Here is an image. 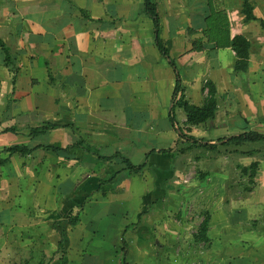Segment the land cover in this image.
I'll use <instances>...</instances> for the list:
<instances>
[{"label":"crops","instance_id":"0c3cea01","mask_svg":"<svg viewBox=\"0 0 264 264\" xmlns=\"http://www.w3.org/2000/svg\"><path fill=\"white\" fill-rule=\"evenodd\" d=\"M146 1L0 0V158L7 160L0 168V264H85L86 231L114 216L113 205L141 213L123 196L138 182L146 188L145 173L134 182L127 172L117 175L120 158H103L120 155L169 174L178 153L164 152L185 142L178 129L187 120L177 81L199 107L212 82L219 123L233 115L235 95L264 89V0H247L257 18L250 22L245 0H150L158 24ZM237 35L251 43L245 72L234 68ZM48 124L56 127L31 134ZM13 146L33 151L10 155ZM80 210L79 224L70 226ZM122 231L110 240L111 257L129 254L117 248L128 234Z\"/></svg>","mask_w":264,"mask_h":264},{"label":"rangeland","instance_id":"374dc122","mask_svg":"<svg viewBox=\"0 0 264 264\" xmlns=\"http://www.w3.org/2000/svg\"><path fill=\"white\" fill-rule=\"evenodd\" d=\"M235 96L233 115L225 111L220 123L216 118L202 124L192 136L217 144L244 132L264 134V89ZM236 123L247 126L240 131L227 127ZM225 149L210 151L183 141L174 147L178 154L169 174L157 173L158 167L146 169V188L138 182L136 190L123 196L131 200L130 209L139 205L141 213L126 214L124 205H113L114 216L86 231L85 264H264V145L247 146L260 150L254 156L227 154ZM141 176H133L134 182ZM134 227L139 229L134 237L138 244L132 245ZM121 229L123 236L128 234L117 248L129 254L111 257V244Z\"/></svg>","mask_w":264,"mask_h":264},{"label":"trees","instance_id":"16d2710c","mask_svg":"<svg viewBox=\"0 0 264 264\" xmlns=\"http://www.w3.org/2000/svg\"><path fill=\"white\" fill-rule=\"evenodd\" d=\"M146 11L147 13L155 19V22L158 24V16L156 12L155 5L150 1H146ZM243 13L245 14V21H256L257 18L254 14V7L251 5L247 0L244 1L243 5ZM263 28H264V20H260ZM2 47L6 53V64L11 63L12 58L9 54V50L7 47L2 44ZM231 48L235 51L238 59L235 62L234 68L237 72H245L248 69V63L250 60V48L251 43L250 41L242 36L237 35L230 41ZM167 52V51H166ZM174 65V62H172ZM206 89H208V98L205 102V104L201 107L195 106L190 104L186 99L185 96L182 95V90L180 87V82L177 81V86L175 89V95L178 96V106L181 107L187 117V120L185 122V127L179 128V138L185 140V143H193V145L208 149L210 151H217L220 147H226L228 149H225V153H232L236 155L241 156H254L255 154L260 153V150H247V146L255 145V144H261L264 145V134L255 132V131H249L244 132L237 135H232L228 138H224L218 141L217 144H210L209 142H205L204 140L196 139L194 136L191 135L192 130L200 126L202 124H212L214 123L217 111L219 107V99H218V93L216 86L212 82H207ZM172 123L174 124V118L171 119ZM55 125H45L42 128L32 129L31 134L33 136L45 134L50 129L55 128ZM47 150H53L52 147H45ZM33 151V149L29 147H23V146H13L7 150V152L10 155H14L16 153H20L21 155L30 154ZM172 153L174 152V148L171 150H167L164 153ZM120 158L121 163L123 165L122 170L117 173L120 174L121 172H127L131 176L136 175H143L145 170L147 169V162H144L140 165H134L130 162L129 159L116 155L112 158H103L105 161H113L114 159ZM7 160L0 158V168H2L6 164ZM116 177L109 179L107 182L101 183V186H104L105 184L112 183ZM82 207V206H81ZM82 210L77 212L76 214H73L70 216V218L67 220V223L70 226H76L80 222V213ZM208 230V222H204L202 226V232L203 237H205V234ZM59 251L65 253L64 249V240L63 236L61 241L59 242ZM126 264V263H125Z\"/></svg>","mask_w":264,"mask_h":264}]
</instances>
